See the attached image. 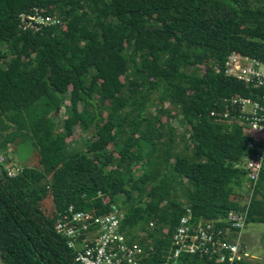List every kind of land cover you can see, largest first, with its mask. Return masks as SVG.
I'll use <instances>...</instances> for the list:
<instances>
[{"label":"trees","instance_id":"1","mask_svg":"<svg viewBox=\"0 0 264 264\" xmlns=\"http://www.w3.org/2000/svg\"><path fill=\"white\" fill-rule=\"evenodd\" d=\"M233 53L264 63V0H0V263L78 264L56 220L70 207L99 215L114 206L121 230L144 251L140 264H219L174 259L170 250L187 209L195 223L216 220L246 197V172L234 165L256 151L246 130L222 120L223 100L264 90L215 70ZM124 90L133 108L122 115ZM162 90L178 117L163 109L149 120L141 94ZM61 109L62 138L78 125L94 127L114 140L112 151L88 149L94 134L74 154L55 144ZM173 122L183 129L179 137ZM21 141L37 151V167L9 160L7 145ZM12 168L20 171L10 176ZM249 224L264 225V169Z\"/></svg>","mask_w":264,"mask_h":264},{"label":"built area","instance_id":"2","mask_svg":"<svg viewBox=\"0 0 264 264\" xmlns=\"http://www.w3.org/2000/svg\"><path fill=\"white\" fill-rule=\"evenodd\" d=\"M26 19L29 23L40 25L59 24L55 18L28 16ZM215 70H222L224 76L242 82L250 90H264V63L256 59L233 53L226 58L221 69ZM223 102L227 110L222 114V120L230 126L237 124L246 130L252 137L250 148L256 151L249 152L234 165L246 172V197L240 202L238 210H230L225 217L216 220L202 219L195 223L191 211L187 209L172 236L170 252L174 259L182 255H196L219 264H234L247 258L240 248L248 209L264 169V95H256L255 98L237 95ZM19 171L20 168H12L9 175L14 176ZM122 218V212L114 206L111 212L99 215L74 211L70 207L56 220L55 232L75 252L78 264H140L144 251L138 244L129 242L126 233L121 230Z\"/></svg>","mask_w":264,"mask_h":264},{"label":"rangeland","instance_id":"3","mask_svg":"<svg viewBox=\"0 0 264 264\" xmlns=\"http://www.w3.org/2000/svg\"><path fill=\"white\" fill-rule=\"evenodd\" d=\"M34 54V51H32ZM123 97H127L128 103L126 106V109L121 112V114L128 113L132 108L133 104L131 102V98L128 96V93L124 90L122 93H120ZM143 97H146L148 99V108L145 112V116L149 120H153L156 117L160 116V111L163 109H168L171 111V116L173 120L175 117H178V111L170 102V96L169 93L166 90H162L160 92L154 93L152 95H147L146 93L141 94ZM64 93H62V97L65 99ZM94 102L96 106L100 105V99L98 97H95ZM65 104H69V100L66 99ZM92 111V110H90ZM104 112V111H103ZM53 114L50 111L47 113ZM106 111L103 113V116L106 117ZM66 117V113L64 109H61L59 112V115L56 116V121L58 123V131L57 136L55 140V144L59 146H64L71 154H74V152H77L80 149H87L86 147V141L85 139L91 138L92 134H94V137H92L88 149L90 150H111L113 149V139L110 140L108 138L99 137V135L96 134V130L94 127L88 128L86 125L76 126L75 132L71 138L64 139L61 137L62 128L60 127L61 123L64 121V118ZM161 119H165L163 116L160 117ZM180 122V121H179ZM173 127L175 129V136L179 137L183 134V129L181 127H178L177 123L173 122ZM85 132V134H84ZM17 146V147H16ZM180 145H174V151L173 153H177L178 149H181ZM7 155L9 160L15 164V166H23V163L28 166L35 168L38 166V153L35 150L34 147L26 143L25 141H21L20 145H15L14 143H11L10 145H7ZM113 157H116L117 154L115 152H112ZM3 156L0 153V163L5 166L3 161ZM23 159L25 162H22L20 159ZM149 160H151L153 163L157 164L159 163V159L156 157L155 154L150 155ZM3 161V162H2ZM144 161L139 162L138 169H141L142 164ZM110 168L109 170H111ZM144 180L140 176H137L135 178V181L141 182ZM51 208V200L50 198L46 199L45 202V210H49ZM243 242L246 247V254H247V260L254 264H264V243L262 242V239L264 237V225L260 224H249L247 227L243 230Z\"/></svg>","mask_w":264,"mask_h":264},{"label":"clouds","instance_id":"4","mask_svg":"<svg viewBox=\"0 0 264 264\" xmlns=\"http://www.w3.org/2000/svg\"><path fill=\"white\" fill-rule=\"evenodd\" d=\"M58 20V19H57ZM59 25V24H58ZM246 227H247V225H246Z\"/></svg>","mask_w":264,"mask_h":264},{"label":"water","instance_id":"5","mask_svg":"<svg viewBox=\"0 0 264 264\" xmlns=\"http://www.w3.org/2000/svg\"><path fill=\"white\" fill-rule=\"evenodd\" d=\"M1 264V263H0Z\"/></svg>","mask_w":264,"mask_h":264}]
</instances>
